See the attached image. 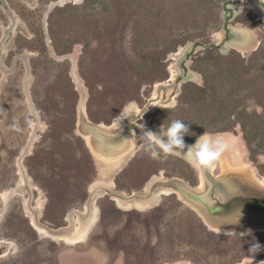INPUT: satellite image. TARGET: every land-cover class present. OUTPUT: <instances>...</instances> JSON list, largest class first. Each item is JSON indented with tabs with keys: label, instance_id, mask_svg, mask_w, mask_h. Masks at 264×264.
<instances>
[{
	"label": "rangeland",
	"instance_id": "obj_1",
	"mask_svg": "<svg viewBox=\"0 0 264 264\" xmlns=\"http://www.w3.org/2000/svg\"><path fill=\"white\" fill-rule=\"evenodd\" d=\"M252 1L0 0V264H264V225L214 229L178 189L203 170L143 136L180 120L227 145L212 175L264 189Z\"/></svg>",
	"mask_w": 264,
	"mask_h": 264
},
{
	"label": "water",
	"instance_id": "obj_2",
	"mask_svg": "<svg viewBox=\"0 0 264 264\" xmlns=\"http://www.w3.org/2000/svg\"><path fill=\"white\" fill-rule=\"evenodd\" d=\"M256 2L260 7L264 9V0H256ZM227 29L228 34H235L237 38H240V33L236 32L231 26H227ZM191 47L192 46H190L188 50H186V52L181 58V62L183 60L188 59L187 54L189 53ZM148 104L142 110V112H144ZM130 126V124L127 125L124 132L119 135V139L126 140L128 136L127 134L130 130ZM164 139L166 140V137ZM183 139L185 144L190 145L194 144L197 140L194 139L193 136H186ZM180 151L186 152L187 147ZM203 172L204 184L208 182L211 185L206 192L202 194H197L183 185H178V189L181 194L187 199L203 204L206 213H202L208 220V223H210V225L212 224L211 226L221 230H228L229 228L238 230H252L261 228L264 225V192L262 191L263 188L257 189V194L253 192L249 194L250 192H243V189H248V187L242 185V188H240L239 192H235L231 187L228 186V182H236L235 179H230L229 181H227L212 175L210 170H203ZM245 172L246 170L243 174L235 173L231 175H233L236 179H239L242 184L243 179L248 178V175ZM252 188L253 187L249 189ZM254 189L256 190V188ZM216 193L222 194L223 198H218L216 196ZM204 196H207L210 202H207V200L203 198ZM217 217L218 219H216ZM230 218L238 219L237 221L231 222ZM92 223V219H89L87 220V222H85V224L88 225H92Z\"/></svg>",
	"mask_w": 264,
	"mask_h": 264
},
{
	"label": "clouds",
	"instance_id": "obj_3",
	"mask_svg": "<svg viewBox=\"0 0 264 264\" xmlns=\"http://www.w3.org/2000/svg\"><path fill=\"white\" fill-rule=\"evenodd\" d=\"M131 113L135 112L126 113L122 110L118 123ZM187 133H189V127L182 121L175 120L170 123L167 129L161 126L159 133L147 131L143 136L148 138L150 149H157V151H152L153 158H157L161 153L165 158L169 155H176L182 157L194 168L211 170L226 151L227 145L219 138L202 135L198 137L194 144L187 146L186 152H182L180 150L186 147L183 137ZM253 247L257 246L254 245Z\"/></svg>",
	"mask_w": 264,
	"mask_h": 264
},
{
	"label": "bare ground",
	"instance_id": "obj_4",
	"mask_svg": "<svg viewBox=\"0 0 264 264\" xmlns=\"http://www.w3.org/2000/svg\"><path fill=\"white\" fill-rule=\"evenodd\" d=\"M251 8H253L255 11H257L258 13H260L261 15H263L264 16V9L262 8V7H260L258 4H257V2H255V1H252L251 2ZM248 187H252V186H248ZM254 187V186H253ZM257 188V187H256ZM257 189H259V188H257ZM263 192H264V189L262 190Z\"/></svg>",
	"mask_w": 264,
	"mask_h": 264
},
{
	"label": "crops",
	"instance_id": "obj_5",
	"mask_svg": "<svg viewBox=\"0 0 264 264\" xmlns=\"http://www.w3.org/2000/svg\"><path fill=\"white\" fill-rule=\"evenodd\" d=\"M214 229H216V230H221V229H218V228H214Z\"/></svg>",
	"mask_w": 264,
	"mask_h": 264
}]
</instances>
